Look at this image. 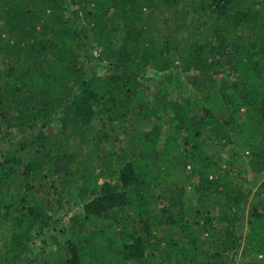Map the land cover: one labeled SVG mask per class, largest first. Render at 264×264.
Instances as JSON below:
<instances>
[{
    "label": "trees",
    "instance_id": "1",
    "mask_svg": "<svg viewBox=\"0 0 264 264\" xmlns=\"http://www.w3.org/2000/svg\"><path fill=\"white\" fill-rule=\"evenodd\" d=\"M172 70L187 99L146 83ZM161 97L164 140L144 129ZM263 141L264 0H0V264H264ZM73 182V236L31 255Z\"/></svg>",
    "mask_w": 264,
    "mask_h": 264
},
{
    "label": "rangeland",
    "instance_id": "2",
    "mask_svg": "<svg viewBox=\"0 0 264 264\" xmlns=\"http://www.w3.org/2000/svg\"><path fill=\"white\" fill-rule=\"evenodd\" d=\"M166 18H165V17ZM168 16L170 15H163V12L158 11V12H153L150 13V20L153 25V27L159 31L162 34H166V36L173 35V32L176 28V26L180 25V23L176 24L174 19H170L168 21ZM181 26V25H180ZM96 54V53H95ZM108 73L106 65H101L98 63L94 62H89V68H88V76L92 75H101L105 76ZM216 75H221L226 77L230 81H234L236 79V76L230 73L228 70H221L217 71L215 73ZM193 76V73L191 74H184L180 71L177 70H172V71H167V72H150V78H146V83L149 85H157L159 83L165 84L166 87L169 88V96L171 94H178V92H183V96L187 99L188 96L190 95L191 87L189 85L188 80ZM171 98V97H169ZM177 98L182 99V97L177 95ZM172 99V98H171ZM170 100L168 98L161 97L158 101L157 104L153 107V109H149L147 112V122L144 125V129L148 130L150 129L153 125H159L160 127L163 128L164 134L162 139L164 140L165 137L168 135H171L174 131V125L176 122H172L168 114L165 112V107H167V101ZM181 102L186 103V100H181ZM174 104V103H173ZM187 104V103H186ZM166 105V106H165ZM165 106V107H164ZM52 120H48L45 122H41L42 126H46L50 124ZM19 141V140H18ZM18 141L15 143H12L11 147L13 149L18 148ZM262 145L264 146V141L262 142ZM236 146H230L227 148V155L230 157H236L238 156L242 157V151L237 150ZM91 148H88L85 150H82L83 153L86 154L88 159H92L96 157V154L91 151ZM4 151V146H0V156L2 152ZM244 156V155H243ZM2 157H0V160ZM244 160V158H242ZM69 191L67 192L68 197L65 202L64 207L58 212L54 213V218L59 220V223L53 224L50 229H47L45 231L40 232L38 229L33 230L32 232V238H33V243H32V253L31 255H35L37 253H45L47 257L51 258L49 255V252L51 250H56L57 245L55 243L56 238L65 241L67 239H70L73 236V230L71 226V217L76 214V211H80L82 209V204L84 200L81 198L80 195V189L77 187L76 183H71L68 185ZM188 195L193 196L194 191L191 186H188ZM1 201H0V232H3L5 230L4 223L2 222L1 219ZM198 205H194L193 209L195 210ZM246 224V222H245ZM246 228V226H244ZM1 247L0 251L6 250V243L1 240ZM242 247V246H241ZM241 247L236 250L234 253L230 254V257L227 258L224 262V264H241Z\"/></svg>",
    "mask_w": 264,
    "mask_h": 264
}]
</instances>
